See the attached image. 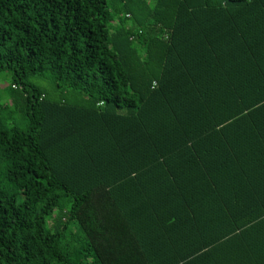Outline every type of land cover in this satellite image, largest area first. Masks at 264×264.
Here are the masks:
<instances>
[{
    "label": "trees",
    "instance_id": "obj_1",
    "mask_svg": "<svg viewBox=\"0 0 264 264\" xmlns=\"http://www.w3.org/2000/svg\"><path fill=\"white\" fill-rule=\"evenodd\" d=\"M2 73L0 264H264V0H0Z\"/></svg>",
    "mask_w": 264,
    "mask_h": 264
},
{
    "label": "rangeland",
    "instance_id": "obj_2",
    "mask_svg": "<svg viewBox=\"0 0 264 264\" xmlns=\"http://www.w3.org/2000/svg\"><path fill=\"white\" fill-rule=\"evenodd\" d=\"M32 81L42 88L45 89L48 97L53 100H61L63 96H65L62 92V89H58L55 83L49 77H41V76H34ZM12 84V77L8 73L0 74V92L3 96V99L7 102H11V97L8 94V87ZM68 96L70 102H74L80 105H85L88 102V97L85 94L81 93H70L66 94ZM23 197L19 199L22 201ZM71 228L74 231H77V225L72 224Z\"/></svg>",
    "mask_w": 264,
    "mask_h": 264
},
{
    "label": "built area",
    "instance_id": "obj_3",
    "mask_svg": "<svg viewBox=\"0 0 264 264\" xmlns=\"http://www.w3.org/2000/svg\"><path fill=\"white\" fill-rule=\"evenodd\" d=\"M166 37H168V35H166Z\"/></svg>",
    "mask_w": 264,
    "mask_h": 264
}]
</instances>
